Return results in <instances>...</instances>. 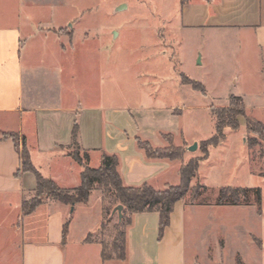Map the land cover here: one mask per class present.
Masks as SVG:
<instances>
[{
	"label": "rangeland",
	"instance_id": "1",
	"mask_svg": "<svg viewBox=\"0 0 264 264\" xmlns=\"http://www.w3.org/2000/svg\"><path fill=\"white\" fill-rule=\"evenodd\" d=\"M39 3L44 6L39 17H52L49 22H41L42 28L56 27L63 22V14L68 16L62 32L56 31L63 43L60 47H75L70 58L74 60L76 85L86 88L92 104L102 92L109 119H117L124 127L132 113L151 128L153 124L147 116L150 112L179 110L161 125L170 126L176 141L184 147L177 146L171 135L168 141L184 150V164L201 160L184 199L188 264H264V134L249 133L241 120L237 131L224 130V140L219 145H205L216 134L212 109L227 107L231 97L243 99L247 115L264 125V75H252L250 53L238 37L222 34L213 41L211 34L182 29L178 0ZM66 35L68 40L63 38ZM182 76L202 84L205 94L190 85L182 89ZM168 141L164 148L169 147ZM196 143V151L186 150ZM206 149L209 156L203 160ZM65 150L75 154L71 146ZM98 164L96 158L91 162L93 167ZM178 178L177 174L171 176L173 184L179 182ZM197 186L204 189L193 200L191 191ZM224 188L245 190L240 195V205H217ZM36 196L33 194L29 200ZM43 198V202L48 200ZM86 205L90 207L80 204L73 215L75 233L79 237L85 230L90 231L110 255L115 227L122 222L114 213L115 194L95 183ZM104 208L109 220L104 229H97Z\"/></svg>",
	"mask_w": 264,
	"mask_h": 264
},
{
	"label": "crops",
	"instance_id": "2",
	"mask_svg": "<svg viewBox=\"0 0 264 264\" xmlns=\"http://www.w3.org/2000/svg\"><path fill=\"white\" fill-rule=\"evenodd\" d=\"M39 10L44 11L39 0H0V264H188L184 200L176 203L162 240L158 213L132 216L125 261L103 260L101 242L90 231L76 235L73 215L80 204L72 209L48 199L31 214H23V203L36 193L37 181L34 174L20 171L13 140L1 138L5 133L25 137L35 169L61 189L81 184L83 168L65 150L76 124L89 166L98 169L103 154L116 156L117 171L126 186L147 183L162 190L178 185L171 176L179 175L184 164L182 159H149L137 142L141 139L164 148L163 137L171 135L177 146L184 147L170 126L161 125L179 110L150 112L151 128L132 113L124 127L117 119H109L102 92L92 104L86 88L76 85L70 58L75 47H60L56 31L62 32L68 16L63 14V22L56 27L42 28L41 22L52 17H39ZM178 12L182 29L211 34L213 41L222 34L237 36L250 53L252 75H264V0H178ZM67 35L63 38L68 40ZM180 85L184 90L189 86L182 77ZM94 158L99 166H91ZM101 221L102 217L97 229Z\"/></svg>",
	"mask_w": 264,
	"mask_h": 264
},
{
	"label": "trees",
	"instance_id": "3",
	"mask_svg": "<svg viewBox=\"0 0 264 264\" xmlns=\"http://www.w3.org/2000/svg\"><path fill=\"white\" fill-rule=\"evenodd\" d=\"M182 3L185 0H181ZM182 82L190 85L194 90L205 94V89L202 84L192 81L189 78L182 76ZM213 115L216 119V134L206 141V147H215L224 140V130L229 128L237 131L240 128V121L243 120L246 130L256 136H263L264 125L256 119L250 117L246 113V108L243 100L238 97H231L227 107L216 109L213 108ZM79 130L76 124L72 131L71 147L75 154L70 155L82 168L80 175L81 184L73 190L61 189L54 181L44 178L33 166L30 153L27 148L26 138H20L15 133H5L1 136L2 139L13 140L17 152L19 154L22 172H29L35 175L37 181L36 198L25 201L23 203V214H31L44 201V197L67 205L86 204L89 201L91 191L95 183H99L108 191H113L117 201V206L123 207L122 222H119L115 227V236L111 244V254L107 253L106 246H102L103 260L117 259L125 261L127 256V229L132 224V216L139 213L156 212L159 214V240H162L165 230L170 226L171 214L177 202L186 198L191 190V181L197 175L201 160H190L187 164H183L179 170L180 181L178 185H167L162 190H156L147 183L140 187L126 186L120 174L117 171L118 159L116 156L103 154L101 158V166L98 169L89 166L90 158L86 152H83L79 145ZM166 141L171 139V136L163 137ZM139 147L144 151L149 159H167L176 161L182 159L184 150L175 147L172 142H169L168 148H155L148 141L137 139ZM208 151L206 149L203 160L208 159ZM204 187L197 186L192 189L191 197L196 200ZM245 193L242 188H224L220 191L217 205H240V195ZM259 202L261 201L260 190H256ZM229 200L232 203L229 204ZM115 207V208H116ZM103 220L101 229L105 228L106 222L109 220V212L106 208L103 211ZM119 220V221H121ZM65 225V234L66 227Z\"/></svg>",
	"mask_w": 264,
	"mask_h": 264
},
{
	"label": "water",
	"instance_id": "4",
	"mask_svg": "<svg viewBox=\"0 0 264 264\" xmlns=\"http://www.w3.org/2000/svg\"><path fill=\"white\" fill-rule=\"evenodd\" d=\"M120 8H122V6L119 7L118 9H120ZM197 146H198V145H197V143H196V144H194V145H192V146H190V147H187L186 150L189 151V152H194V151L197 150ZM122 211H123V207H122L121 205L117 206V207L114 209V213H115V212L118 213L119 220L122 219V216H123V215H122Z\"/></svg>",
	"mask_w": 264,
	"mask_h": 264
}]
</instances>
